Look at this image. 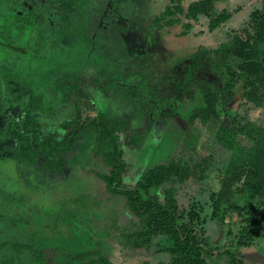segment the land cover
<instances>
[{
    "label": "rangeland",
    "instance_id": "obj_1",
    "mask_svg": "<svg viewBox=\"0 0 264 264\" xmlns=\"http://www.w3.org/2000/svg\"><path fill=\"white\" fill-rule=\"evenodd\" d=\"M197 1L182 0L183 8ZM167 2L0 0V129L8 120L21 117L32 95L42 101L34 109L42 134L59 131L58 123L72 116L74 101L85 119L97 112L124 119L126 130L119 133L126 163L123 185L134 186L155 165L182 162L188 179H172L149 194L161 202L172 196L182 222L193 211L197 218L192 223L213 249L206 255L207 263L231 264L222 249L238 231L236 212L221 204L215 218L211 215L230 156L215 134L226 109L263 126L264 87H257L255 100L247 98L250 87L238 76L236 60L227 70L214 50L239 34L254 33L256 15L252 13L264 17V0H217L210 15L227 10L230 18L209 31V17L201 14L186 35L180 34V25L160 31L149 28ZM18 17L28 21L20 23V31L13 25ZM63 20L70 28L62 30L55 46L52 33ZM183 22L191 20L183 18ZM78 25L84 27L88 41L76 30ZM42 36L45 40L35 47ZM260 47L264 51V42ZM197 48L208 50L206 64L182 92L178 84L190 65L188 55ZM69 77L80 90H71L63 102L66 89L56 85ZM228 80L233 84L231 93L224 88ZM205 88L218 92L217 112L207 122H190ZM133 134L140 139L129 144ZM91 145V138L84 136L66 155L64 171L58 174L41 171L38 163L16 160V142L0 138V264H36L24 243L51 248L55 264H77L72 256L91 248H100L113 264L170 260V254L160 250L167 244L165 237L154 238L149 248L132 247L128 235L135 230V222L123 198L110 195L86 170L92 165ZM230 202L253 205L236 193ZM14 243L21 247L11 248ZM245 252L249 264H264V217L259 235Z\"/></svg>",
    "mask_w": 264,
    "mask_h": 264
},
{
    "label": "trees",
    "instance_id": "obj_2",
    "mask_svg": "<svg viewBox=\"0 0 264 264\" xmlns=\"http://www.w3.org/2000/svg\"><path fill=\"white\" fill-rule=\"evenodd\" d=\"M217 0H200L190 3L186 10L182 0H168L163 9L154 16L149 28L159 31L164 28L181 26V35H186L192 28V22L199 19V15L209 17L208 30L212 31L230 18L227 10L210 15L213 3ZM255 14V31L252 34L237 35L231 43H224L214 50L219 62L227 69L232 70L231 62L235 61L238 76L243 79L244 86L250 87L246 96L255 100L257 87H264V51L260 44L264 42V17ZM183 18L191 22H183ZM26 23H28L26 19ZM68 29L65 20L61 26L53 31L56 37L54 44L59 45L62 30ZM76 30L80 36L88 41L83 33L84 27L78 25ZM45 38L42 36L37 43ZM206 48H197L188 55L190 65L186 68L178 88L184 92L189 89L195 73L206 64ZM72 77L57 83L56 87L66 89L63 102L71 90L79 91L76 83H70ZM232 81L228 80L224 88L228 93L232 91ZM219 94L205 88L201 94V102L195 106L189 116V121L199 120L207 122L217 112ZM42 104L38 95H32L21 109V117L17 120H8L0 129V137L7 136L16 142L14 158L30 164H39L41 171L48 173H63L66 155H69L80 145L84 136L91 138L89 160L92 165L87 171L97 177L104 189L110 195L123 198L135 222V230L131 231L133 248H149L156 237H165L167 244L160 250L170 254V260L161 264H208L206 255L212 250L203 236L199 235L197 227L192 223L197 215L188 211V221L182 222L177 205L172 196H166L161 202L156 196L150 195L149 190L157 188L172 179L184 181L189 178L187 166L179 160H170L167 164H158L147 169L142 178L134 186L123 185V174L126 163L124 150L119 139V133L126 130V121L121 118H109L104 113L97 112L93 117L85 119L78 104L74 101L73 114L70 118L58 123V130L48 134L40 132V125L34 117V109ZM225 118L217 127L216 141L230 152L224 174L220 180V187L212 200V217L215 218L221 204H228L231 212H236L239 228L231 241L222 249L231 264H241L238 247L247 246L261 231V221L264 217V125L240 117L226 109ZM139 135H131L129 144L139 141ZM145 194V197L142 195ZM248 199L251 207L239 206L230 202L233 194ZM226 207V208H227ZM181 222H180V221ZM21 245L14 243L11 248L17 249ZM24 247L32 255V262L36 264H55L51 248H33L24 243ZM216 253H221L217 250ZM72 259L77 264H113L100 248H91L76 252Z\"/></svg>",
    "mask_w": 264,
    "mask_h": 264
},
{
    "label": "flooded vegetation",
    "instance_id": "obj_3",
    "mask_svg": "<svg viewBox=\"0 0 264 264\" xmlns=\"http://www.w3.org/2000/svg\"><path fill=\"white\" fill-rule=\"evenodd\" d=\"M22 22L24 23V25H27V24H26V19H24V18H19V17H18V18H16V19H14V21H13V25L16 26L17 30L20 31L21 28H23V25H22V26L20 25V23H22ZM35 47H37V43L35 44ZM35 47H34V48H35ZM16 80H18V77H16ZM30 97H31V96H30ZM30 97H29V98H30ZM29 98H28V99H29ZM28 99H27V100H28ZM27 100H26V102H27ZM26 102H25V103H26ZM25 103H24V104H25ZM3 127H4V126H3ZM1 129H2V128H1ZM2 137H4V136H2ZM0 138H1V137H0Z\"/></svg>",
    "mask_w": 264,
    "mask_h": 264
},
{
    "label": "crops",
    "instance_id": "obj_4",
    "mask_svg": "<svg viewBox=\"0 0 264 264\" xmlns=\"http://www.w3.org/2000/svg\"><path fill=\"white\" fill-rule=\"evenodd\" d=\"M261 224H262V221H261ZM251 244H252V241L247 246H243L244 249L242 251H240V250L238 251L239 252V257L241 259V264H246V263L249 264V262L246 259V258H248V256L246 257L245 250H248V248L251 246ZM245 261H247V262H245Z\"/></svg>",
    "mask_w": 264,
    "mask_h": 264
}]
</instances>
